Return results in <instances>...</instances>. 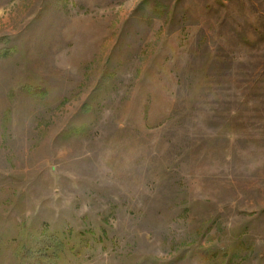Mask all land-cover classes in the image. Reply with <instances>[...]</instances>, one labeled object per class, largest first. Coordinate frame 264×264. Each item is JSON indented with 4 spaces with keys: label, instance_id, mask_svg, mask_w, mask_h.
Instances as JSON below:
<instances>
[{
    "label": "rangeland",
    "instance_id": "rangeland-1",
    "mask_svg": "<svg viewBox=\"0 0 264 264\" xmlns=\"http://www.w3.org/2000/svg\"><path fill=\"white\" fill-rule=\"evenodd\" d=\"M0 264H264V0H0Z\"/></svg>",
    "mask_w": 264,
    "mask_h": 264
}]
</instances>
